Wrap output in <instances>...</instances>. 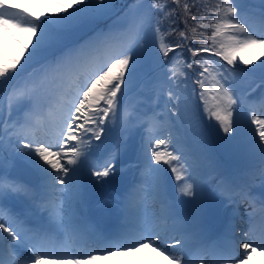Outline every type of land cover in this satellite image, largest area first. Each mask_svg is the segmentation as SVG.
<instances>
[{
	"label": "snow or ice",
	"instance_id": "6c2138e0",
	"mask_svg": "<svg viewBox=\"0 0 264 264\" xmlns=\"http://www.w3.org/2000/svg\"><path fill=\"white\" fill-rule=\"evenodd\" d=\"M167 3L168 0L164 3L150 0L146 18L138 19L132 12L130 21L124 25L109 23L113 16L118 15L113 11V0H57L55 10L44 19L34 17L27 9L19 11L21 5L11 0H0V34H7L12 39H15L13 29L29 34L28 44L21 47L16 57H8L5 53L7 62H0V264H41L45 254L42 249L45 248L57 250L58 259L65 264H94L106 257L94 255L93 245L111 255L113 251L135 250L137 244L141 248L154 244L153 250L159 251L160 255L167 253L170 264H193L194 254L204 264H208L209 256L216 258L215 264L227 259L246 264L256 248H264V216L259 224L261 243L253 247L252 234L256 225L252 221L256 206L246 181L236 185L221 180L218 184L220 195L233 202L243 197L252 207L248 213L250 230L244 233L251 242L241 243L239 247L244 251L234 256L225 253L222 245H208L201 233L171 206L166 211L149 212L146 206L142 208L135 204L131 193L124 211L135 215L140 226L118 238L104 236L71 211L72 201L79 195L81 173L88 163L92 140L101 139L106 121L118 118L117 108L129 82L126 77L130 78L136 71L140 59L137 47L147 28L152 27L153 10L163 12L165 17L176 13L175 8L165 11ZM171 3L179 7L180 0H171ZM260 4L259 12H250L242 0H219L211 12L216 22H198L200 27L212 29L207 37L212 43L200 48L189 47L188 51L193 57L209 52L226 62L220 64L223 71L219 72L220 79L213 84V88L219 86L216 96L212 97L216 100L215 110L207 106L205 97L208 67H202L199 71L201 79L196 81L201 89L199 100L204 103L208 119L214 118L219 123L225 138L234 139L242 127L247 128V139L237 147L250 161L257 162L260 179L264 182V113L251 110L250 120L244 125L233 119L234 113L238 114L248 99L233 87L236 74L255 72L256 69L247 68L255 61H260L258 68L264 74V59H261L264 52L253 59L242 58L244 68L237 66V57L233 54L240 49H264V0H260ZM183 9L191 19H196L187 2ZM154 31L159 55L164 58L188 40L187 34L180 31L181 43H166L159 21H156ZM192 32L195 33L196 29L193 28ZM34 58L40 68L29 73L23 85L13 83ZM193 62H187L186 67L191 69ZM213 63L219 64V61ZM168 72L171 73L169 80L176 77V65L172 64ZM181 75L187 78V73ZM6 93L9 117L14 109H29L22 122L3 120ZM167 95L172 102L173 113L179 118L180 96L171 90ZM260 103L264 104V97ZM6 143L8 149L5 148ZM175 143L171 135L152 137L149 141L147 168L153 175V191L156 197L161 198V203H164L165 193L160 173L164 169L158 165H167L177 181L184 180L181 187L184 195H194L195 162H190ZM54 148L57 150L53 151ZM6 150L42 176L46 181L43 193L37 194L33 186L13 177L10 172L6 174ZM115 169V157L106 160L102 167L94 166L91 175L99 178L94 183H106V178L116 174ZM58 185L64 187L58 188ZM58 192L67 193V208L63 203L55 202ZM18 200L46 201L38 206L49 209V222L30 226L31 221L24 208L14 203ZM259 211L264 213V201ZM169 230L176 232L179 238L173 237L170 243H166Z\"/></svg>",
	"mask_w": 264,
	"mask_h": 264
},
{
	"label": "rangeland",
	"instance_id": "374dc122",
	"mask_svg": "<svg viewBox=\"0 0 264 264\" xmlns=\"http://www.w3.org/2000/svg\"><path fill=\"white\" fill-rule=\"evenodd\" d=\"M32 3L34 4V8L36 7V9L39 10V8H40L39 4L36 3L35 0H32ZM51 4H55V3L46 0V2H45L46 6H50ZM148 29L149 28H147L146 32L148 31ZM12 35L15 37V39H12L8 35L6 36V38H3L4 34H1L0 37H2V38H0V56H4L5 53H7V56H9L11 54V51L8 48L9 44H10L11 50H13L14 54L18 55L19 51L22 47L20 39H22L24 41V43L28 44V35L29 34L27 32L16 30L15 32L12 31ZM141 50H142L141 43H139V46L137 47V51L140 53ZM212 59H214V62L216 61L214 56H212ZM212 67L214 69L216 67H219V65L214 63ZM135 79H136V81L140 82V84H143V81H140L138 77H135ZM222 136L223 137L225 136L223 132H222ZM150 260H151V258L147 259V261H150ZM144 264H154V263L145 262Z\"/></svg>",
	"mask_w": 264,
	"mask_h": 264
},
{
	"label": "trees",
	"instance_id": "16d2710c",
	"mask_svg": "<svg viewBox=\"0 0 264 264\" xmlns=\"http://www.w3.org/2000/svg\"><path fill=\"white\" fill-rule=\"evenodd\" d=\"M189 6H192V0L188 1ZM173 8L176 9V13L174 14L177 18H179L181 21L178 24L176 28L170 27V29L166 32V36L170 39L171 43H181V38L179 36L180 31H182L183 28H192L191 23L188 21L187 18L191 17L190 15H185L184 11H181L177 5L173 4ZM172 29H175V31H172ZM185 42H183L181 45H184Z\"/></svg>",
	"mask_w": 264,
	"mask_h": 264
},
{
	"label": "bare ground",
	"instance_id": "6f19581e",
	"mask_svg": "<svg viewBox=\"0 0 264 264\" xmlns=\"http://www.w3.org/2000/svg\"><path fill=\"white\" fill-rule=\"evenodd\" d=\"M155 257H156V259L158 260L159 263H164V264L168 263V259L165 256H163V255L156 254ZM101 259H104V258H101ZM98 260L95 261V263H97ZM109 261L111 262V261H113V259H109Z\"/></svg>",
	"mask_w": 264,
	"mask_h": 264
}]
</instances>
